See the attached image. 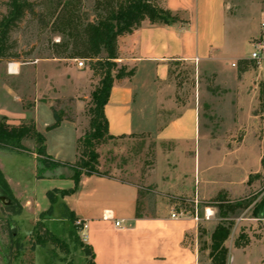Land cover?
Listing matches in <instances>:
<instances>
[{
  "label": "rangeland",
  "instance_id": "rangeland-1",
  "mask_svg": "<svg viewBox=\"0 0 264 264\" xmlns=\"http://www.w3.org/2000/svg\"><path fill=\"white\" fill-rule=\"evenodd\" d=\"M6 1L0 0V16L5 13ZM32 1L36 6L35 11L42 13L41 17L28 16L23 20L11 34L15 42L11 53H16L18 60L0 64L5 68L13 63L20 66L19 75L11 84L23 105L30 108L35 99L49 102L57 120H68L76 124L81 145H84L85 135L90 129L92 96L99 87L100 77L90 71L83 59L55 58L53 45L61 43L64 36L52 30L53 19L48 16L52 10L50 0ZM101 1L62 0V3L81 23H85L95 21L97 12H100L97 3ZM228 3L227 15L234 22L228 30V44L223 51L199 63L172 62L168 66V84L174 89V93L169 95L173 104L170 116H176L188 106L198 108L197 149L200 154L205 148L204 142H210L213 148L225 152L231 151L245 137L250 143L261 144L264 139V114L259 112L257 68L249 63L248 71L239 74L238 66L231 67L232 63L250 54L249 44L256 36L259 12L264 6V0H229ZM61 31L66 33L65 28ZM79 62L83 63L80 68L77 66ZM32 145V140L21 144L29 153L33 151ZM95 152L97 171L100 174L137 186L140 213L155 216L161 210L172 209L189 214L193 209L192 215L199 220L197 242L200 264H211L210 237L216 226H230V235L234 230L237 233L244 231L255 244L257 236L262 233L264 171L261 166L249 167L245 171L261 176L256 178L258 174L251 175L254 177V186H250L237 199L242 204L241 208L230 212L225 207H232L235 200H225L221 206L209 204L208 201L197 199L195 193L187 187L194 159V149L189 145L156 143L145 135H135L112 140L98 147ZM211 160L219 162L217 156ZM0 170L13 180V185L17 180L26 184L28 192L35 194L38 207L43 210L47 208V183L40 182L35 186L31 180H27V176H30V159L27 156L0 149ZM60 171L63 176L73 174L66 167ZM171 183L177 188H169ZM15 194L18 195V191ZM55 197L58 198V194ZM15 198L21 208L25 202ZM178 199L183 200V203L176 201ZM171 201L178 203L172 205ZM25 205L27 212L20 211L13 215L5 208L0 195V264H87L91 261L89 256L85 258L83 254L85 244L82 241L81 224L77 222L80 227L69 233L70 227L60 220L58 208L53 209L44 221V226L64 241L67 252L61 253L49 245H35L31 251L36 240L34 227L39 220L36 214L39 208L33 203ZM219 206L222 208L218 209ZM209 209H215L214 216ZM14 233L17 238L11 237ZM228 262L226 257L225 264Z\"/></svg>",
  "mask_w": 264,
  "mask_h": 264
},
{
  "label": "crops",
  "instance_id": "crops-1",
  "mask_svg": "<svg viewBox=\"0 0 264 264\" xmlns=\"http://www.w3.org/2000/svg\"><path fill=\"white\" fill-rule=\"evenodd\" d=\"M228 1L161 0L159 6L178 16L181 22L164 26L144 21L132 34L117 39L115 62L127 69L134 68L135 74L129 80L114 82L103 108L107 131L112 137L145 135L156 143L193 147V166L187 187L201 201L217 197L237 200L250 186H254L255 181L249 182V176L258 174L245 171L253 166L258 168L264 159V139L261 144L250 143L246 137L231 151L225 152L213 148L210 142H204L205 148L200 154L197 149L198 108L188 106L176 116H170L173 104L169 95L174 93V89L168 84L169 63H199L223 51L228 44V30L234 22L227 15ZM258 33L259 28L256 36ZM256 68L259 83L264 80V63ZM19 70L17 63L8 64L6 68L0 64V119L8 125L33 123L36 132L44 139L47 156L55 163L74 164L76 141L79 139L76 124L57 120L52 105L47 101L35 99L30 108L23 105L11 84L17 79ZM34 148L32 145V153H16L30 159L28 181L31 180L35 186L40 182L47 183L45 210L38 207L35 194L28 192L26 184L17 180L13 185V180L3 174L13 194L18 191L15 197L39 208L36 209L39 218L49 208L48 192L73 190L75 184L73 174L62 175L60 169L63 167L47 172L44 179H37L38 163ZM215 156L219 162L211 160ZM171 184L169 188H177ZM139 197L138 188L132 183L107 176L82 175L74 193L62 199L77 221L86 225L82 241L93 253V264H200L198 218L189 213L172 219L170 215L177 213L172 209L161 210L155 216L142 214L138 211ZM25 204L21 211L27 212ZM209 210L214 216L215 209ZM137 212L140 217H137ZM238 234L234 230L224 243L227 264H238L239 259L240 264H264V224L256 244L248 235L249 245L235 248L233 243Z\"/></svg>",
  "mask_w": 264,
  "mask_h": 264
},
{
  "label": "trees",
  "instance_id": "trees-1",
  "mask_svg": "<svg viewBox=\"0 0 264 264\" xmlns=\"http://www.w3.org/2000/svg\"><path fill=\"white\" fill-rule=\"evenodd\" d=\"M161 0H103L97 3L96 19L94 22L81 23L74 14L69 11L62 0H50L52 10L49 17L52 18V30L59 32L64 36L63 41L54 44L55 58H80L87 62L88 68L95 75L100 77L99 87L92 96L93 109L91 111L90 129L85 135V143L81 145V140L76 141V160L74 164L55 163L47 156L44 148V139L35 130L33 123H20L18 125H8L0 119V149L12 150L16 152H28L21 146L23 141L32 140L35 148L34 154L37 156V179H44L47 172L53 171L58 167L69 168L72 173V179L75 184L73 190L51 191L47 193L49 208L39 215V220L34 227L37 232L36 240L31 246V251L35 245L51 246L52 249H58L61 253L67 252V246L63 240L57 238L44 226V221L49 218L54 208L60 211V220L69 225V233L80 226L75 215L70 212L62 202V199L74 193L79 179L85 176H106L97 171V153L96 149L117 138L112 137L107 131V121L103 114V108L107 103L110 90L115 81L129 80L135 74V69H127L118 66L117 59V39L120 36L132 34L144 21L154 25L171 26L180 23L178 16L172 15L169 11L159 6ZM5 13L0 16V63L6 61H17L16 53H11L15 42L11 39V34L28 16L41 17V14L35 11V3L32 0H7L5 3ZM65 28L66 33L61 30ZM67 56V57H65ZM237 72L239 74L248 71L249 62L240 60L237 62ZM170 74V73H169ZM258 87L259 112L264 114V80L260 81ZM133 136V135H132ZM261 169L264 171V159L260 162ZM261 175H256L260 178ZM254 177H249V182ZM58 194V198L55 197ZM0 195L4 200L7 210L13 215H17L21 208L9 188L3 172L0 170ZM180 204L183 200L176 201ZM178 202L171 201L172 205ZM225 202L224 198H215L209 200V204H220ZM232 207H225L230 212L241 208L238 200L234 201ZM217 207L218 209L222 207ZM193 214V209L189 211ZM137 217L140 214L137 212ZM16 229V228H15ZM230 236V226L218 225L214 228L210 237L209 258L211 264H225L227 250L224 246L225 241ZM11 237L17 238L16 233ZM250 243V238L240 231L234 240V247L237 249L245 248ZM52 253V251H49ZM83 254L88 256L91 261L87 264H93V253L91 249L84 245Z\"/></svg>",
  "mask_w": 264,
  "mask_h": 264
},
{
  "label": "built area",
  "instance_id": "built-area-1",
  "mask_svg": "<svg viewBox=\"0 0 264 264\" xmlns=\"http://www.w3.org/2000/svg\"><path fill=\"white\" fill-rule=\"evenodd\" d=\"M259 33L258 35L250 42V54L248 56L247 61L252 63L256 67H260L262 63H264V6L259 14V23H258ZM77 66L80 68L83 66L82 62H79ZM237 63H232L231 67L236 68ZM188 213L185 211H179L177 213H172L170 217L172 219H176L187 215ZM196 218V216H195ZM207 218V217H206ZM81 224L80 222H78ZM115 226H119V223H115ZM82 232L86 229L85 224H81Z\"/></svg>",
  "mask_w": 264,
  "mask_h": 264
},
{
  "label": "bare ground",
  "instance_id": "bare-ground-1",
  "mask_svg": "<svg viewBox=\"0 0 264 264\" xmlns=\"http://www.w3.org/2000/svg\"><path fill=\"white\" fill-rule=\"evenodd\" d=\"M10 71H11V72H13V71H14V70H13V68H12L11 66H10Z\"/></svg>",
  "mask_w": 264,
  "mask_h": 264
}]
</instances>
